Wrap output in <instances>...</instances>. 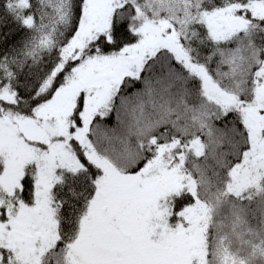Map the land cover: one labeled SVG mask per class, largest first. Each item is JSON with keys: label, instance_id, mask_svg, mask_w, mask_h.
Masks as SVG:
<instances>
[{"label": "snow or ice", "instance_id": "1", "mask_svg": "<svg viewBox=\"0 0 264 264\" xmlns=\"http://www.w3.org/2000/svg\"><path fill=\"white\" fill-rule=\"evenodd\" d=\"M0 264H264V0H0Z\"/></svg>", "mask_w": 264, "mask_h": 264}]
</instances>
